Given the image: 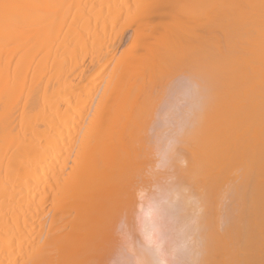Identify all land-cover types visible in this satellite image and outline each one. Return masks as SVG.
<instances>
[{
	"label": "bare ground",
	"instance_id": "obj_1",
	"mask_svg": "<svg viewBox=\"0 0 264 264\" xmlns=\"http://www.w3.org/2000/svg\"><path fill=\"white\" fill-rule=\"evenodd\" d=\"M127 31L126 47H120ZM239 36L244 40L245 83L254 88L264 84V0H0V264H120L119 246L124 243L119 241L127 240L125 233L119 241L114 233L125 229L120 222L125 212L130 217L127 224L135 233L138 225L132 224V217L138 205L141 242L137 264H170L176 255L175 244L186 241L194 246L198 239L201 247L198 244L196 250L202 248L198 260L201 264L212 260V248L216 250L214 235H210L213 217L207 224L206 216V220L197 216L192 198L188 200L191 195L182 196L180 185L172 186L171 181L165 183V189L159 187L157 198L147 195L149 199L141 202L139 196L147 191H140L139 204L134 184L142 165L141 148L145 150L149 133L151 142L155 139L158 146L161 144L157 162L165 165L171 150L185 141L187 125L196 124L203 90L209 92L210 102L214 100L220 48ZM251 109L249 105V110H241L243 123L238 119V130L236 121L229 123L219 154L228 163L237 159L239 170L261 164L264 177V120L255 122L251 114L257 110ZM189 117L195 123L191 124ZM260 183L264 193V181ZM188 188L182 194L191 190ZM191 192H196V198L197 191ZM256 194L252 215L241 214L239 219L241 223L244 219V226L250 223L242 229H247L246 240L253 241L251 259H245V264L264 263V201L260 197L259 203ZM173 195L176 212L167 227L163 216L169 217L166 209L171 205L163 200L173 199ZM223 197L227 199L229 194ZM224 201L221 206H225ZM195 202L197 205L198 197ZM223 215L219 214L221 222ZM258 217L262 219L259 223ZM251 220L256 222L251 224ZM190 221L198 225L193 223L190 229ZM165 227L167 232L173 230L171 234ZM131 232L129 238L137 237L139 230L137 235ZM193 232H199L200 237L192 239ZM254 235H259L258 241ZM130 242L133 245L134 240ZM191 259L194 257L187 261Z\"/></svg>",
	"mask_w": 264,
	"mask_h": 264
},
{
	"label": "rangeland",
	"instance_id": "obj_2",
	"mask_svg": "<svg viewBox=\"0 0 264 264\" xmlns=\"http://www.w3.org/2000/svg\"><path fill=\"white\" fill-rule=\"evenodd\" d=\"M129 34H130V32L129 31H127V32H125V34H123V36H122V44H121V46L120 47H126V44H124V43H126V40L128 39V36H129ZM128 35V36H127ZM217 35L219 36V38L221 39V35L220 34H218L217 33ZM242 38H243V36H239V38H237V37H234V39L232 40V42H231V44H228L227 46L226 45H224V46H220L221 48H220V53H221V56H220V58L218 57L217 59H218V62H216V72H215V86H214V88H213V99L214 100H212V102H210V95H209V92H207L205 89L203 90V93H202V98H201V104H199L200 105V108L202 109L201 111H200V114L198 115V117H197V119H196V124H193V126L191 127L190 125H187V130H188V127L190 128L189 130H188V135H187V130L185 129V131H186V134H185V136H186V138H182V140L183 139H185V141L183 140V143L181 142V145H179V146H175V148H174V150H171V153H170V160L164 165L163 163H158L157 162V158H158V152H159V150H160V142H159V146L157 145V142L155 141V139L151 142V140L153 139V137L151 136V133H149L150 134V136H149V139H148V141L146 142V144H145V150L143 149V148H141V153L142 154H140V156L141 155H143L141 158H142V165H141V168H142V170H141V168H140V170H139V175H137L138 176V180H136L137 178H135V184H134V189H136V193H137V200H138V203L140 204L142 201H144V199H149V196H151V199H153L154 197L155 198H157V195H160V194H157V192H159V187H162V188H160V190H162L163 188H164V186H166L165 185V183L166 182H168L169 184H171L170 182L172 181H174V184L172 185V186H176L175 184H179L180 186V188H181V195L182 196H186L187 198H189V196H190V198L188 199L189 201H191V198H192V203L194 202V205H192V207H193V211H194V209H196L195 210V212H196V215L198 214L199 215V217H201V218H204L205 216H206V218H207V221L206 222H209L210 220H211V218H212V223L214 224H212V227L210 228V230L213 232H211L210 233V235H214V239H215V242H213L214 243V245H215V248H216V250L214 249V248H212V250H214V251H212L211 252V259L212 260H210V258H209V260L206 262L207 264H223V263H226V264H245L246 263V261L250 258V256H249V252H251V247H252V245H253V241L251 240V239H249L248 241L246 240V238H245V234L244 233H247V229H246V232H245V230L244 229H242L243 228V226L244 225H242L243 224V222H244V219H243V222L241 223L240 221L241 220H239V219H241V214H243V216H246L247 214H250L251 213V215H252V210H253V208H254V206L255 205H253V202L254 201H256L253 197H255V196H253L254 195V193L255 192H258V194H256V198H258L259 199V203H260V200H261V198H263V201H264V193L263 192H260L261 191V185H259L258 183H260V181L262 180V182L264 181V177H263V175H262V173H263V170H261V164L260 165H258L257 164V166H256V163H255V165H250V167H249V169H251V170H248V168H245V169H247L248 171H246L245 169H244V167L241 169V170H239V168H241V167H238V165H239V161L237 160V159H235V160H232L230 163H228L227 161L225 162V160L222 158V157H220V154H219V149H220V147H222V143H221V141L223 142V140L225 141L226 140V138H225V136H226V132L225 131H227L228 129H229V126L228 125H231V124H229L230 122L232 123V121L233 122H235L236 121V129L235 130H238L239 128L237 127V125L240 123V118H241V120H242V118H243V116H242V112H244V110L246 109V111L247 110H249V105L251 106V108L252 109H256L257 110V112H254L253 114H251L252 116L254 115L255 116V118L254 117H252L253 119H254V121L255 122H257V123H260L261 122V120H264V112L262 113V111H264V104H263V102H264V99H262V98H264V84H260V85H258V86H256V87H254V88H249V87H247V85H246V83H245V79H244V69L242 68L243 67V56L242 55H244V51H243V43H244V40H242ZM236 40V41H235ZM234 41V42H233ZM222 42V41H221ZM241 44V45H240ZM239 45H240V47H239ZM229 46V47H228ZM224 48V49H223ZM231 50V51H230ZM219 52V51H218ZM238 53H240V55L238 54ZM222 54H223V56H222ZM230 54H231V56H230ZM234 57V59L232 60V58ZM228 58H230L231 59V61L230 60H228ZM217 59H216V61H217ZM228 60V61H227ZM223 61V63H221ZM225 61H227V62H225ZM240 61V62H239ZM224 62H225V64H224ZM234 62H235V64H234ZM236 62H237V64H236ZM221 63V64H220ZM240 64H241V67H239L240 66ZM221 65V66H220ZM223 65V66H222ZM238 65V66H237ZM229 66V67H228ZM233 70H232V69ZM236 68V69H235ZM229 72V73H228ZM243 72V73H242ZM225 77V78H224ZM223 79H224V81H223ZM230 79V80H229ZM222 80V81H221ZM227 80V81H226ZM228 81H229V83H228ZM217 82V83H216ZM223 82V83H222ZM238 82V83H237ZM225 83V84H224ZM233 83V84H232ZM227 84H228V86H227ZM235 84V85H234ZM220 85V86H219ZM245 85V86H244ZM222 86V87H221ZM228 88V91H227V89H226V87ZM237 86H238V88H237ZM242 86H244V87H242ZM249 86V85H248ZM260 86H261V88H260ZM218 87V88H217ZM225 88V89H224ZM253 89V90H252ZM216 90V91H215ZM219 90H220V92H219ZM225 90V91H224ZM242 90V91H241ZM263 90V91H262ZM214 91H215V93H214ZM228 92V93H227ZM233 92V93H232ZM239 92H241V93H239ZM258 92H260V94L258 93ZM222 95H221V94ZM256 93H258L259 94V96H258V98H257V95H255ZM226 94V95H225ZM235 94H236V96H235ZM244 94L246 95L245 97H244ZM233 95H234V97H233ZM215 96L217 97V99L219 98V100H217V99H215ZM227 96V97H226ZM233 97V99H232V97ZM243 96V97H242ZM250 96V97H249ZM232 99H230V98ZM238 97H240L239 99H238ZM222 98V99H221ZM255 99V98H257V100H254V102H253V100H250V99ZM250 101H249V100ZM231 100V101H230ZM247 100H248V102H247ZM259 100L261 101V102H259ZM215 102H216V104H215ZM219 102V103H218ZM224 102V103H223ZM228 102V103H227ZM204 103V104H203ZM246 103V104H245ZM252 103L254 104V106H252ZM255 103H256V106H255ZM259 103V104H258ZM219 104V105H218ZM242 104V105H241ZM230 105V106H229ZM216 106H217V108H216ZM220 106H222V107H220ZM228 106V107H227ZM243 106V107H242ZM214 107V108H213ZM240 107V108H239ZM256 107V108H255ZM216 108V109H215ZM251 109V110H252ZM227 110V111H226ZM231 110H232V112H231ZM233 110H234V112H233ZM241 110H242V112H241ZM237 111V112H236ZM238 111H239V113H238ZM205 113V114H204ZM207 114V115H206ZM258 114V115H257ZM261 115V116H260ZM207 116H209L208 118H207ZM226 116V117H225ZM192 117V116H191ZM233 117H234V119H233ZM236 117V118H235ZM204 118V119H203ZM207 118V119H206ZM247 119H248V117H246ZM258 120H257V119ZM262 118V119H261ZM228 119V120H227ZM230 119V120H229ZM238 119H239V123H238ZM188 120L191 122V119H190V117L188 118ZM203 120V121H202ZM211 120V121H210ZM226 120V121H225ZM194 122V120L191 122V124ZM194 122V123H195ZM228 122V123H227ZM206 123V124H205ZM208 123V124H207ZM238 123V124H237ZM241 123H243V120L241 121ZM262 124L264 123V121H262L261 122ZM199 124V125H198ZM199 126V127H198ZM203 126V127H202ZM239 126V125H238ZM196 127V128H195ZM223 127H224V129H223ZM195 129V130H194ZM206 129V130H205ZM231 130H234V128H233V126H232V128H230ZM151 130V129H150ZM200 130V131H199ZM204 130V131H203ZM230 130V131H231ZM152 131V130H151ZM150 131V132H151ZM191 131V132H190ZM196 131H197V133H196ZM193 132H194V135H193ZM203 132H204V134H203ZM147 133V136L149 135ZM152 135H153V132H152ZM184 136V135H183ZM192 137V138H188V140H187V137ZM198 136V137H197ZM152 137V138H151ZM151 138V139H150ZM155 138V137H154ZM206 138V139H205ZM222 138H223V140H222ZM193 141V142H192ZM204 141V142H203ZM189 142V143H188ZM148 143V144H147ZM150 143V144H149ZM152 143H156V146H157V150H156V146L155 145H153ZM187 143H188V145H187ZM199 144V145H198ZM153 145V146H152ZM148 146H149V149H148ZM186 146L189 148V149H186ZM151 147V148H150ZM159 149V150H158ZM258 149V148H257ZM143 150V151H142ZM147 150V151H146ZM150 150V151H149ZM151 150H154V152L153 151H151ZM182 150V151H181ZM191 150H192V152H191ZM180 151V152H179ZM148 153V154H146V153ZM150 152H151V154H150ZM153 152V153H152ZM183 152V153H182ZM194 152H195V155H194ZM175 153H177L178 154V156H180V158L179 157H177V154H175ZM190 153V154H189ZM154 154V155H153ZM155 154H156V156H155ZM188 154V155H187ZM154 156V157H153ZM218 156V157H217ZM261 156L262 155H260L259 157L261 158ZM150 157L152 158V159H150ZM182 158V159H181ZM150 159V160H149ZM201 159V160H200ZM263 159V158H262ZM153 160V161H152ZM183 160H184V162H183ZM240 160V159H239ZM262 161H264V160H262ZM152 162V163H151ZM218 164H217V163ZM151 163V164H150ZM156 163V164H155ZM157 163H158V165L159 164H161L160 166H157ZM259 163H260V161H259ZM262 163V162H261ZM156 165L155 167H154V165ZM227 164V165H226ZM153 165V166H152ZM164 165V166H163ZM149 166V168H147ZM226 166V167H225ZM146 167V168H145ZM151 167H152V169H151ZM173 167H177V168H173ZM198 167H199V169H198ZM263 167H264V165H263ZM223 168V169H222ZM148 169H149V171H148ZM170 169H171V172H170ZM173 170V171H172ZM189 170H190V172H189ZM199 170V171H198ZM259 170V171H258ZM148 171V172H147ZM151 171H153V173H155V174H157V175H155V174H149ZM167 173H166V172ZM221 173H220V172ZM225 171V172H224ZM230 171V172H229ZM241 171H243V172H241ZM261 171H262V173H261ZM219 172V173H218ZM239 172V173H238ZM241 172V173H240ZM180 173V174H179ZM201 173V174H200ZM208 173V174H207ZM233 173H234V175H233ZM237 173V175H236V177H235V174ZM244 173H245V175H244ZM149 174V175H148ZM171 174V175H170ZM173 174V175H172ZM177 174V178H175V176L174 175H176ZM225 174V175H224ZM227 174V175H226ZM240 174V175H239ZM221 175V176H220ZM222 175H224V177L222 176ZM233 175V176H232ZM146 176L148 177V178H146ZM150 176V177H149ZM179 176H180V178H179ZM189 176V177H188ZM237 176H239V179H237L238 177ZM142 177H143V179H142ZM221 177H222V179H221ZM225 177L226 178H228V179H225ZM231 178V180H229L230 178ZM244 177V178H243ZM246 177V178H245ZM150 178H151V181H150ZM160 179V181H159V179ZM184 178V179H183ZM219 180H218V179ZM233 178H234V180H233ZM237 180H236V179ZM261 178V179H260ZM142 179V180H141ZM181 179V180H180ZM211 179V180H210ZM225 179V180H224ZM244 179V180H243ZM156 180V183L154 182V181ZM205 180V181H204ZM210 180V182H208V183H205V182H207V181H209ZM234 182H233V181ZM140 181H141V183H140ZM147 181V182H146ZM178 181V182H177ZM213 183H212V182ZM220 181H222L221 183H222V186H220L221 184H220ZM244 181V182H243ZM145 182H146V184H145ZM227 182H230L229 183V185L231 184V183H233V185H232V189H231V186L229 187V185H228V183ZM262 182L260 183V184H262ZM182 184V186H181V184ZM202 183V184H201ZM215 183V185H213ZM147 184H149L148 185V187L146 186ZM152 184H153V186H152ZM159 184H160V186H159ZM167 184V183H166ZM184 184H186L185 186H183ZM242 184L245 186H242ZM155 185V186H154ZM158 185V186H157ZM188 185H189V187L191 188V186L193 185V187L191 188V190L190 191H188L187 193L185 192V194L183 193L182 194V192H184V191H186L187 190V187H188ZM207 185V186H206ZM228 185V186H227ZM145 186V187H144ZM149 186L150 187H155V189H156V192H155V189L153 188V190H151V188H149ZM219 186V187H218ZM224 186L226 187L225 189H224ZM185 187H186V189H185ZM203 187V188H202ZM215 187H217V188H215ZM220 187H223V189H224V192L222 191L223 189L221 188V190H219V188ZM229 187V188H228ZM240 187V188H239ZM157 188H158V190H157ZM166 188V187H165ZM164 188V189H165ZM190 188H188V189H190ZM237 188V189H236ZM145 189H146V191H145ZM167 189H170V187L169 186H167ZM184 189V190H183ZM210 189V191H208ZM213 189V190H212ZM230 189V190H229ZM263 189H264V184H263ZM238 190V191H237ZM242 190V191H241ZM140 191H142V193L144 192H146L145 194H146V196H145V194H142L141 196H139V199L141 200V202H140V200L138 199V195H139V192ZM191 191H197V195H196V198L198 197V202H197V205H196V202H195V200H196V198H195V194H196V192L194 193V195L193 194H190L189 192H191ZM203 191V192H202ZM217 191L219 192L220 191V194L222 195L223 193V196H227L228 197V194H229V197L227 198V199H229L228 200V202L226 201L227 199L226 198H224L223 196L221 197L220 196V194H218L217 193ZM222 191V192H221ZM228 191V192H227ZM241 191V193H239ZM264 191V190H263ZM205 192V193H204ZM210 192H211V196H210ZM225 192H227L228 194H226ZM237 192V193H236ZM248 192H249V194H248ZM141 193V192H140ZM160 193H161V191H160ZM192 193V192H191ZM199 193V194H198ZM207 193V194H206ZM208 193H209V195H208ZM214 193V194H213ZM215 193L217 194V195H215ZM202 194V195H201ZM204 194V195H203ZM237 194H238V198L236 197L237 196ZM246 194H247V196H246ZM261 196H260V195ZM147 195H149V196H147ZM200 195H201V198H200ZM208 195V196H207ZM213 195H215L216 196V198H215V196H213ZM234 195H236V196H234ZM263 195V196H262ZM153 196V197H152ZM174 196V195H173ZM194 198H193V197ZM205 196H206V200H205ZM258 196V197H257ZM147 197V198H146ZM171 197V196H170ZM169 197V198H170ZM220 197V201L218 200V198ZM231 197V198H230ZM235 197V199H233ZM250 197H251V199H250ZM261 197V198H260ZM142 198V199H141ZM175 198V199H174ZM211 198V199H210ZM212 198H213V200H212ZM214 199H216V200H218V202L216 201V200H214ZM221 199H222V201H221ZM225 201H224V200ZM254 199V200H253ZM168 200V199H167ZM167 200H163L164 201V204H166L167 202H169V204L171 205V208L169 207V210H167L166 209V211H167V217L169 218V222H168V218H166V216H165V214L164 213H162V214H164V218H165V220L166 221H164V218L162 217V220L164 221V225H166L167 226V224H171L172 223V220H173V218H172V215L175 217V212H176V202L177 201H175V202H173L174 200H176V196H174L173 197V199L171 198V199H169L168 201ZM171 200V201H170ZM177 200H178V198H177ZM208 200H210L211 202L209 203V201ZM232 200V201H231ZM147 201V200H146ZM160 202L162 201V200H159ZM162 201V202H163ZM223 201H224V203H225V206H221L220 205V202L221 203H223ZM236 201V202H235ZM250 201V202H249ZM160 202L158 203V204H160ZM175 204H173V203ZM204 202V203H203ZM218 203L220 206H218L217 205V207H216V204H213V203ZM230 202V203H229ZM233 202V203H232ZM238 202V203H237ZM249 202V204L247 205V203ZM191 203V204H192ZM212 203V204H211ZM227 203V204H226ZM228 203H229V205H228ZM172 204H173V207H172ZM190 204V202H189V205H191ZM201 204H203V205H201ZM208 204V205H207ZM209 204H211V205H209ZM162 205H163V203H162ZM199 205V206H198ZM224 205V204H223ZM238 205H239V208H238ZM263 206H264V203L262 204ZM198 206V207H197ZM201 206V207H200ZM257 207L259 206V205H256ZM191 207V206H190ZM203 207V208H202ZM211 207L212 208H214V210L215 211H213L212 212V209H211ZM222 207V209L221 210H223L222 212H224L223 214H222V212H220L221 210H220V208ZM198 208V209H197ZM202 208V209H201ZM227 208H229V209H227ZM237 208V209H236ZM244 208V209H243ZM247 208V209H246ZM259 209H261L262 208V206H260V207H258ZM170 209H171V211H173V213H171V211H170ZM174 209V210H173ZM229 210L228 212H227V210ZM259 209H257V210H255V212H259ZM264 209V208H263ZM203 210V211H202ZM206 210H207V212H206ZM218 210V212H217V219H218V221H217V219H216V215H215V213H216V211ZM243 210H244V212H243ZM166 211H165V213H166ZM175 211V212H174ZM192 211V212H193ZM232 211V213H230ZM238 211H239V213H238ZM250 211V212H249ZM195 212H193L194 213V216H195V218H196V215H195ZM202 212V213H201ZM257 212V213H258ZM123 213H124V211H123ZM229 213V214H228ZM201 214V215H200ZM219 214L220 215H223L222 216V222L219 220L220 219V216H219ZM231 214V215H230ZM246 214V215H245ZM253 214H255V213H253ZM264 214V213H263ZM121 215V214H120ZM127 215H129L128 213H126L125 212V214H123V217H124V221H123V217H122V215L121 216H119L120 218H121V223L122 222H124V224H123V226H125L124 228L126 229V231H125V229H123V227H121L122 228V233L121 232H119V233H114L117 237H118V241L120 240L119 238H121V234H124L125 233V237H126V240H127V242L125 243L122 239V241L120 240L119 241V244H123L124 243V245L123 246H119V253H120V261H119V263L120 264H137V261H138V258H137V254H136V252L138 251V247H139V242H141V234H140V219H141V215H140V207H139V205L137 206V208H136V211L134 212V214H133V217L132 218H134L133 220H132V218L130 219V220H132L133 221V223L132 224H134V223H136L137 225H133L134 227L135 226H137V229H136V231H135V229H134V231H135V233H133V230H131V228H130V224L128 225L127 224V220H129V218H127ZM197 215V216H198ZM202 215H204V216H202ZM212 215H214L215 216V218H214V216H212ZM227 215H230L231 217L229 218ZM226 216H227V219H226ZM236 216V217H235ZM255 216V215H254ZM262 216H264V215H262ZM261 216V217H262ZM235 217V218H234ZM248 217V216H247ZM250 217H252L253 218V216H250ZM261 217H258L257 218V221H258V219L260 218L261 219ZM171 218V219H170ZM206 218H204L205 220H206ZM233 218V219H232ZM243 218V217H242ZM245 218V217H244ZM208 219H209V221H208ZM260 219H259V221H260ZM119 220V219H118ZM195 220V219H194ZM215 220V221H214ZM225 220V221H224ZM232 222H231V221ZM235 220V221H234ZM250 220V219H249ZM193 221V220H192ZM196 221V220H195ZM192 222L191 223V221L189 222V228L192 226H194V224L196 225L197 223L196 222ZM197 221H198V219H197ZM234 221V222H233ZM246 221H247V219H246ZM252 221V220H251ZM250 221V222H251ZM259 221L257 222V223H259ZM261 221H262V219H261ZM128 222H130V221H128ZM218 224H217V223ZM221 222V225H224L222 228H221V226H220V223ZM240 222V223H239ZM249 222V221H248ZM254 222H256V221H252L251 222V224H253ZM262 222H264V219H263V221ZM121 223H118V226H121L120 224ZM131 223V222H130ZM194 223V224H193ZM222 223H224V224H222ZM227 223H229L227 226H226V224ZM236 223V224H235ZM245 224H246V222H244ZM207 224H210V222L209 223H207ZM250 224V223H249ZM248 224V225H249ZM191 225V226H190ZM198 225V224H197ZM216 225V226H215ZM230 225V226H229ZM248 225H246V226H244L245 228H248L247 226ZM261 225V224H260ZM259 225V226H260ZM234 226H236V229H237V227L239 228V229H235L234 228ZM253 226V225H252ZM256 226V225H255ZM254 226V227H255ZM139 227V228H138ZM168 227V226H167ZM219 228V230H221V233H222V235H221V233H220V231L219 232H217L218 230L216 229V228ZM262 227V226H261ZM133 228V227H132ZM221 228V229H220ZM232 228V229H231ZM119 229H120V227H118V229L116 228V230L115 231H119ZM191 229V228H190ZM216 229V230H215ZM222 229H223V231H222ZM235 229V230H234ZM256 229V227L254 228V230ZM123 230L125 231V232H123ZM138 230H139V232H138ZM164 230L167 232V230H169V228H167L166 229V227L164 228ZM197 230V228L195 229V231ZM121 231V230H120ZM129 231L131 232V235H132V233H133V235H137L138 234V238L137 237H132V238H129L130 237V233H129ZM171 231H173V230H170L169 232H170V234H171ZM242 231V232H241ZM264 231V228H262V232ZM136 232H138L137 234H136ZM169 232H167V234L169 233ZM174 232H176V229H175V231ZM174 232H172V233H174ZM227 232V233H226ZM128 233V234H127ZM194 233H196L195 234V237H193V235H192V239L194 238H196V239H198L200 236H199V232L197 233V232H193L192 234H194ZM207 233H208V231H207ZM215 233V234H214ZM231 233V234H230ZM254 233H255V231H254ZM257 233H258V231H257ZM223 234H226V236L224 235V237H223ZM242 234H243V237L242 238H240L241 236H242ZM120 237H119V236ZM169 235V234H168ZM196 235H197V237H196ZM207 235V234H206ZM234 235V236H233ZM241 235V236H240ZM124 236V235H123ZM208 236V235H207ZM228 236H230V237H228ZM233 236V238H232V242H230L231 240H230V238ZM259 235H257V237H258ZM261 236V235H260ZM128 237V238H127ZM210 237V236H209ZM216 237L218 238V239H216ZM254 237H255V239L258 241V238L256 237V235H254ZM136 238H137V244H136ZM211 238H213V236L211 237ZM224 238H226L227 240H225ZM229 238V239H228ZM236 238V239H235ZM123 239H124V237H123ZM239 239V240H238ZM260 239V238H259ZM133 241L134 240V242H133V245H132V243L130 242L129 244H128V241ZM210 240V239H209ZM209 240H208V242H209ZM212 240V239H211ZM222 240V241H221ZM226 241V242H228V243H226L225 242V244H223L224 243V241ZM246 240V241H245ZM263 240V235H262V239H261V241ZM193 242H194V240H192ZM198 241L200 242V240L198 239ZM197 240H195V244H199V247H201L200 246V244L201 243H197L198 242ZM237 241H238V243H237ZM122 242V243H121ZM210 242H212V241H210ZM209 242V243H210ZM254 242H255V240H254ZM263 242H264V240H263ZM188 243V242H184V243H181V244H179V245H174L173 246V249H175L176 248V250H174V252H176V255L178 256V258H177V256L175 255V253H174V255H175V257L173 256V260H172V262H173V264H184V262L186 263V264H193V262H194V264L196 263V259H197V262L199 261L198 260V258L200 257V256H198V254L200 255V253H199V251L201 252V249L202 248H200L199 249V251H197L196 250V248H198L197 247V245H194V246H192L191 245V243L189 244H187V247H186V244ZM258 243H260V240H259V242ZM241 244H243L242 246H241ZM185 245V246H184ZM206 245H208V243L206 244ZM219 245V246H218ZM224 245V246H223ZM228 245V247L229 248H226V246ZM237 245V246H236ZM262 245H264V244H262ZM125 246V247H124ZM196 246V247H195ZM210 246V245H209ZM239 246V247H238ZM259 246V245H258ZM136 247V249H134ZM191 249H190V248ZM193 247V248H192ZM243 247V248H242ZM264 247V246H263ZM262 247V248H263ZM125 248V249H124ZM183 248H185V250L183 249ZM187 248V249H186ZM206 248V247H205ZM235 248V249H234ZM254 248H255V246H254ZM259 247H257V245H256V249H258ZM127 249V250H126ZM191 251H190V250ZM193 249V250H192ZM209 249V248H208ZM224 249H226V250H224ZM232 249H234V251L232 250ZM255 249V250H256ZM264 249V248H263ZM196 250V251H195ZM206 250V249H205ZM222 250H223V252H222ZM228 250H229V252H228ZM130 251V252H129ZM133 251V252H132ZM187 251V252H186ZM227 251V252H226ZM261 251V250H260ZM263 251V250H262ZM184 252V253H183ZM190 252V253H189ZM193 252V253H192ZM192 253V254H191ZM196 253H197V258H196ZM208 253V252H207ZM209 253H210V250H209ZM213 253V254H212ZM242 253V254H241ZM244 253V254H243ZM259 253V252H258ZM220 254H222V255H220ZM224 254H225V257H223L224 256ZM227 254V255H226ZM229 254V255H228ZM230 254H232V255H230ZM257 254V253H256ZM209 255V254H208ZM237 255V256H236ZM244 255V256H243ZM255 255V254H254ZM254 255H252L251 257H253ZM258 255V254H257ZM135 256V257H134ZM181 256H183V257H181ZM188 256H189V258H188ZM263 256V254H261V257ZM130 257V258H129ZM193 258L194 257V259H191V262L189 261H187V260H190V258ZM217 257V258H216ZM230 257H231V259H230ZM241 257V258H240ZM256 257V256H255ZM258 257V256H257ZM264 257V256H263ZM262 257V258H263ZM125 258H126V261H125ZM176 258V259H175ZM182 258H183V260H182ZM206 258H207V256H206ZM206 258H204V260L206 259ZM234 258V259H233ZM179 260V262H178V260ZM218 259V260H217ZM243 260V262L241 263V261H240V263H239V260ZM245 259H247V260H245ZM251 259V258H250ZM254 259V258H253ZM258 258H256V260H257ZM174 260H175V262H174ZM193 260V261H192ZM203 260V261H204ZM207 260V259H206ZM227 260V261H226ZM228 260H230V263H228L229 261ZM259 260V259H258ZM258 260H257V263H258ZM121 261H122V263H121ZM183 263H182V262ZM202 261V262H203ZM253 261H255V260H253ZM128 262V263H127ZM172 262L170 263V264H172ZM176 262H178V263H176ZM210 262V263H209ZM221 262V263H220ZM223 262V263H222ZM261 262V261H260ZM263 262H264V260H263ZM198 263H200L201 264V262L199 261ZM204 263V262H203ZM249 263V261L247 262V264ZM253 262H251V264H252ZM255 263H256V261H255ZM254 263V264H255ZM205 264V263H204ZM262 264V263H261ZM264 264V263H263Z\"/></svg>",
	"mask_w": 264,
	"mask_h": 264
}]
</instances>
